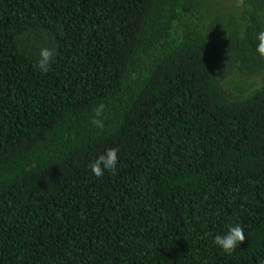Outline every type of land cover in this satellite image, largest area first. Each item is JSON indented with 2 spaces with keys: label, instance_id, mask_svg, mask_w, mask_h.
Returning a JSON list of instances; mask_svg holds the SVG:
<instances>
[{
  "label": "trees",
  "instance_id": "trees-1",
  "mask_svg": "<svg viewBox=\"0 0 264 264\" xmlns=\"http://www.w3.org/2000/svg\"><path fill=\"white\" fill-rule=\"evenodd\" d=\"M260 30L264 0H0V264H264Z\"/></svg>",
  "mask_w": 264,
  "mask_h": 264
},
{
  "label": "clouds",
  "instance_id": "clouds-1",
  "mask_svg": "<svg viewBox=\"0 0 264 264\" xmlns=\"http://www.w3.org/2000/svg\"><path fill=\"white\" fill-rule=\"evenodd\" d=\"M257 46L256 53L260 57H264V30L258 31L256 34ZM55 48L44 46L39 49V59L36 61L35 67L41 73H47L54 60ZM97 116L100 115L102 109L95 110ZM92 123L97 128H102L103 123L100 119H93ZM119 158L118 149L111 147L99 154L90 165L91 173L97 178H102L105 172L115 173L118 168ZM245 241L244 229L240 224L229 225L227 231L222 235H215L213 237L214 244L226 253L233 252L242 242Z\"/></svg>",
  "mask_w": 264,
  "mask_h": 264
}]
</instances>
